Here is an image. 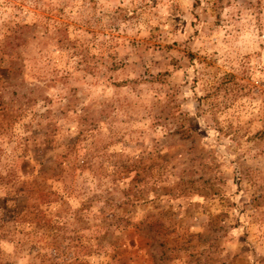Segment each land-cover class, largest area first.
<instances>
[{
  "label": "rangeland",
  "instance_id": "obj_1",
  "mask_svg": "<svg viewBox=\"0 0 264 264\" xmlns=\"http://www.w3.org/2000/svg\"><path fill=\"white\" fill-rule=\"evenodd\" d=\"M0 264H264V0H0Z\"/></svg>",
  "mask_w": 264,
  "mask_h": 264
}]
</instances>
